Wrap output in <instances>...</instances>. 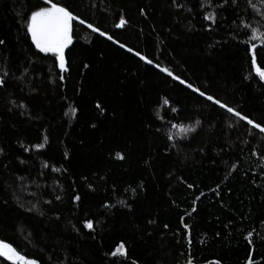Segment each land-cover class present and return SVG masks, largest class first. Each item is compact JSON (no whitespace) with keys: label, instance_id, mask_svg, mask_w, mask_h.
<instances>
[{"label":"trees","instance_id":"16d2710c","mask_svg":"<svg viewBox=\"0 0 264 264\" xmlns=\"http://www.w3.org/2000/svg\"><path fill=\"white\" fill-rule=\"evenodd\" d=\"M38 2L0 0V242L40 264H264V134L75 22L61 81L26 32ZM220 3L75 0L74 14L264 121V0Z\"/></svg>","mask_w":264,"mask_h":264},{"label":"snow or ice","instance_id":"6c2138e0","mask_svg":"<svg viewBox=\"0 0 264 264\" xmlns=\"http://www.w3.org/2000/svg\"><path fill=\"white\" fill-rule=\"evenodd\" d=\"M175 2V0H174ZM202 3H205L206 6L210 9L213 5L211 4V0H202ZM75 0H71L69 3H57L53 2V0H42V3H37L34 7L35 10L31 11L30 17L25 16L26 24V32L31 37V42L35 46L36 50L40 53L51 54L56 57L58 61V66L61 71L60 80H64V76L62 73L68 71V67L65 59V50L69 48L70 45L73 44V33H74V22L79 25H83L87 29H91L93 33H97L100 37L107 39L112 42L114 45H118L120 49L125 50L126 52L132 54L134 57L138 58L139 61L144 62V64L148 66H152L154 69H158L161 73L166 74L168 77H171L174 81H178L180 85L185 86L187 89H190L192 92L197 93L204 100L211 102L212 105L217 106L219 109L224 110L226 113L231 114V116L237 117L240 121H244L246 125L251 126L252 129L256 130L260 134H264V121H255L247 115H243L240 111L235 108L229 106L227 103L222 102L219 98L214 97L211 94H208L206 91L201 90L199 87H194V85L190 82H186L185 79L181 78L179 75H174L171 70L167 67H161L158 62H154L153 59L148 58L146 55L142 54L138 50H134L132 47L126 46L124 43L114 39L113 35L108 34L107 32L101 30L100 27L94 26L92 23L87 22L85 19H82L79 14L75 13ZM239 0H222V3L217 5L218 7L225 6H238ZM247 4L250 5L253 10H255V4L253 0H247ZM182 7V5H181ZM141 13H144V10L141 9ZM261 15L264 18V8H261ZM203 19L206 21H211L212 23L216 22V14L209 11L207 14L203 16ZM127 21L123 18H119V22L116 24L117 28H123ZM245 27H248L245 25ZM209 31L211 28L208 29ZM253 39L264 42V32L260 30V28H253ZM5 40L0 39V46L5 44ZM264 50V49H262ZM251 55V63L252 65H256L257 60V51L256 45L252 44L250 49H247ZM87 67V65H85ZM256 71L261 80H264V71H261L259 67L256 68ZM6 81L3 77H0V88L4 87ZM165 104H168V101L165 100ZM95 107L100 109L101 112L104 109L101 107V103H96ZM73 112L76 109H72ZM172 111H177V109H172ZM197 125L201 124V121H196ZM232 126V125H230ZM95 127V125H93ZM176 127V125H173ZM190 131H195V129H190ZM47 138L45 137V140ZM168 139H174L173 137H168ZM37 148L43 147V145H36ZM3 152V149H0V153ZM118 159L124 160L125 157L123 154H118ZM23 163V161H21ZM189 188H192V184H188ZM135 191V189H133ZM59 200L60 197H57ZM75 201L80 200V196L76 195L73 198ZM198 199V198H197ZM121 204H124L125 207L128 205L125 204L124 201H120ZM196 199L192 202L191 212L195 213L197 208L195 207ZM105 207H109V205H105ZM152 221H149L151 223ZM85 227L89 230H94V223L91 220L85 221ZM167 227V225H165ZM185 229H188L189 236V244H191L190 237V227L189 225H184ZM248 243H252V233H249L248 237H246ZM264 239V237H261ZM112 256H120L127 257L128 253L125 248V245L121 243L114 252L111 253ZM0 257L5 258L8 261L13 262V264H19V262H23V264H40L37 259H26L23 255H20L15 248H13L10 244L0 242ZM188 264H193L192 261H189ZM219 264V262H217ZM247 264H255L253 259L248 258Z\"/></svg>","mask_w":264,"mask_h":264},{"label":"rangeland","instance_id":"374dc122","mask_svg":"<svg viewBox=\"0 0 264 264\" xmlns=\"http://www.w3.org/2000/svg\"><path fill=\"white\" fill-rule=\"evenodd\" d=\"M19 263H22V261H21V262H19Z\"/></svg>","mask_w":264,"mask_h":264},{"label":"water","instance_id":"95a60500","mask_svg":"<svg viewBox=\"0 0 264 264\" xmlns=\"http://www.w3.org/2000/svg\"><path fill=\"white\" fill-rule=\"evenodd\" d=\"M1 258H3V257H1ZM22 264H23V262H22Z\"/></svg>","mask_w":264,"mask_h":264}]
</instances>
